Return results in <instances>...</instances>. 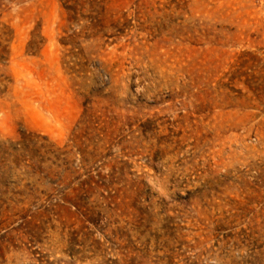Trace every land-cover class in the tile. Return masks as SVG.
<instances>
[{"label": "rangeland", "instance_id": "374dc122", "mask_svg": "<svg viewBox=\"0 0 264 264\" xmlns=\"http://www.w3.org/2000/svg\"><path fill=\"white\" fill-rule=\"evenodd\" d=\"M68 3L0 11V264H264V0Z\"/></svg>", "mask_w": 264, "mask_h": 264}, {"label": "trees", "instance_id": "16d2710c", "mask_svg": "<svg viewBox=\"0 0 264 264\" xmlns=\"http://www.w3.org/2000/svg\"><path fill=\"white\" fill-rule=\"evenodd\" d=\"M24 0H0V11L7 7V5L13 3H19ZM65 2H70L65 6L67 11L70 13L72 17L75 14V5L74 3H80L81 1H91V0H62ZM33 142L26 140L24 141V137L21 136L20 142L17 144L10 145L9 148L3 152L0 156V213L2 209L6 206V200L8 202H12V197H7V194H11V196L15 197V194H21L17 191H14L10 188V184L16 187V181H20L22 179H17V174L24 175L28 177H32L33 175H39V163L36 159V155H34L33 150ZM11 177H15L17 180L14 181ZM25 189L28 190L27 195L31 196V201L37 199L32 193L34 190L32 188H26L28 185L24 186ZM33 187V186H32ZM5 198V199H4ZM26 199V196H25ZM2 221H0L1 224ZM13 236L9 232H5L0 236L1 243L9 244L12 240ZM3 257V255H1Z\"/></svg>", "mask_w": 264, "mask_h": 264}]
</instances>
